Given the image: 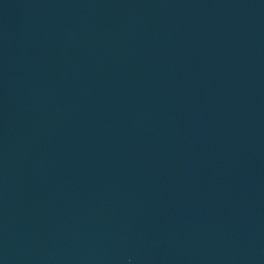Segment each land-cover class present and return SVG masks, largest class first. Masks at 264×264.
<instances>
[{"label": "water", "instance_id": "water-1", "mask_svg": "<svg viewBox=\"0 0 264 264\" xmlns=\"http://www.w3.org/2000/svg\"><path fill=\"white\" fill-rule=\"evenodd\" d=\"M0 264H264V0H0Z\"/></svg>", "mask_w": 264, "mask_h": 264}]
</instances>
